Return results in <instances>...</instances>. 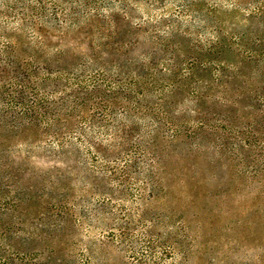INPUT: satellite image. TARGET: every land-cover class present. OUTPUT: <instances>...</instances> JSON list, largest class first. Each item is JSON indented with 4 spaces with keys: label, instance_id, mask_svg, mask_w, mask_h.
Segmentation results:
<instances>
[{
    "label": "rangeland",
    "instance_id": "obj_1",
    "mask_svg": "<svg viewBox=\"0 0 264 264\" xmlns=\"http://www.w3.org/2000/svg\"><path fill=\"white\" fill-rule=\"evenodd\" d=\"M5 46L0 264H264V0H0Z\"/></svg>",
    "mask_w": 264,
    "mask_h": 264
},
{
    "label": "trees",
    "instance_id": "obj_2",
    "mask_svg": "<svg viewBox=\"0 0 264 264\" xmlns=\"http://www.w3.org/2000/svg\"><path fill=\"white\" fill-rule=\"evenodd\" d=\"M7 49L8 46L0 48V73H5L8 69L11 71L14 70V72L11 76L7 75L8 77L6 78H0V90H2L7 97V101L5 102L6 108L19 109L22 115L32 114V112L36 111L38 107H41L39 103L40 101H23L21 96H24L25 94H27V96L36 94V92H38L37 85L30 83L28 79L25 81L24 78H21L18 75V67L16 65L13 66L10 60L6 58L5 53ZM22 76H24L23 73ZM29 122L30 121H28V123Z\"/></svg>",
    "mask_w": 264,
    "mask_h": 264
}]
</instances>
